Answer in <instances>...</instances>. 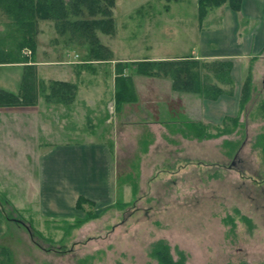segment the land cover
Segmentation results:
<instances>
[{
  "label": "rangeland",
  "instance_id": "obj_1",
  "mask_svg": "<svg viewBox=\"0 0 264 264\" xmlns=\"http://www.w3.org/2000/svg\"><path fill=\"white\" fill-rule=\"evenodd\" d=\"M112 19V33L93 29L102 48L91 55L82 32L64 28L61 33L52 21L33 20L23 29L31 36L26 39L7 27L12 17L0 9V38L5 30L0 41L6 50L12 46L20 52V60L31 59L24 77L37 101L28 114H16L32 118V129L27 121L19 129L12 120L0 119V264H158L151 257L158 241L167 244L175 261L182 256L184 264H264V150L257 142L264 132V65L238 61L230 72L235 82L228 86L207 73L230 92L225 111L231 115L217 125L213 117L206 126V134L216 137L207 139L194 131L185 139L167 128L145 135L139 126L145 111L151 109L153 119L168 116L171 122L174 104L165 93L159 110L146 109L145 97L122 76L128 102L118 105L106 74L113 59L195 50L197 0H115ZM185 59L194 60H179ZM127 68L141 75L133 65ZM22 75L19 67L4 69L0 83L10 81L7 89L19 92ZM248 75L249 100L236 114L233 102L236 96L241 99ZM141 76L172 84L159 75ZM55 83L74 85V93L58 95ZM92 142L112 151L116 204L127 205L107 211L84 205V211L99 218L68 232L66 224L84 218V212L51 214L43 208L37 161L50 148Z\"/></svg>",
  "mask_w": 264,
  "mask_h": 264
},
{
  "label": "crops",
  "instance_id": "obj_2",
  "mask_svg": "<svg viewBox=\"0 0 264 264\" xmlns=\"http://www.w3.org/2000/svg\"><path fill=\"white\" fill-rule=\"evenodd\" d=\"M7 27H10L11 30H17L15 24L12 22L7 24ZM192 29L194 35L198 33V45L189 54L142 57L135 60L113 59L109 68L110 72L106 74L108 76L107 80L112 83L111 89L113 94L117 90L126 89L121 77L129 78V83L133 84L135 92L145 97L146 106L144 107L146 109L153 108L159 110L161 103H164V100H166L164 98L165 93L167 100L172 101L174 104L172 106L174 109L176 108V112H172L171 117L173 115V119L170 120L173 121L171 122L166 120L168 116L164 117L165 119L162 117L163 120L153 119V111L151 109L150 111H145V119L139 123L145 135L152 136L150 134L152 130H164L167 128L166 131L175 130L183 138L191 139V137H188V133H194L195 128H197L198 132L195 131V134L202 137L206 134V126L212 124L213 117L217 119L214 120V125H217L222 124L226 117L231 115L225 111L227 108L225 99L230 95L223 89L226 94L220 95L213 100L208 96L191 92L174 91L172 84L169 82L167 85L164 84L163 78L132 75L131 68L123 67L124 64L136 61L192 58L199 61H228L232 64L233 68H235L238 61H249L251 64L257 61V63L262 62L264 65V0H242L238 12H234L226 5L213 9L202 23H199L197 18V26L195 28L193 26ZM1 33L3 37L0 40L5 39V30H2ZM2 42L0 41V77H2L4 69L19 67L23 71V78L25 72H29L30 68H25V66L29 64L28 62L31 59L27 57L28 60L26 58L20 60V52L18 55L12 46L6 50L4 42ZM194 42L195 40L191 43ZM195 46L194 43L193 47ZM5 57L11 58L14 61L5 63L4 60H7L4 59ZM73 65L82 64L75 63ZM257 68L259 69V67ZM231 78L233 79V76ZM233 82H235L234 79ZM9 84L10 81L7 83L4 81V85L1 82L0 89L9 93L16 92V89H7ZM219 88L222 89L220 86ZM194 102L197 103L196 106ZM233 103V111L236 113L237 108L240 106L239 96H236V100ZM130 104L132 105L133 103ZM129 106L127 104L125 107L128 109ZM141 106L143 107L142 104ZM33 109L35 107L0 108V119L3 117L1 121L6 123L12 120L14 125H17L19 129L22 126L24 127V121H27L28 128L32 129L30 127L34 123L32 118L26 117L27 119H23L16 114H19V111H26V114H28ZM193 109L197 111L194 116L195 120H190L189 117ZM155 113L158 116L160 111L156 112L155 110ZM128 114L132 115L131 112H128ZM168 122L169 124H167ZM129 124L131 125L132 123ZM191 127L194 131L191 130ZM30 129H28L29 132ZM147 131L150 132L148 133ZM152 139L155 140V137H152ZM114 163L112 151L103 143L92 142L84 145H64L57 146L53 150L51 148L48 149V152L39 156L37 161V188L43 208L51 214H64L68 211H77L76 202L79 197L93 203L95 208L99 209L108 208L111 205L119 203L116 198Z\"/></svg>",
  "mask_w": 264,
  "mask_h": 264
},
{
  "label": "trees",
  "instance_id": "obj_3",
  "mask_svg": "<svg viewBox=\"0 0 264 264\" xmlns=\"http://www.w3.org/2000/svg\"><path fill=\"white\" fill-rule=\"evenodd\" d=\"M242 0H197V18L202 23L209 12L221 6H228L234 12L240 10ZM115 7V0H0V9L12 17V23L15 24L17 31L23 33V29L27 30L30 21H52L59 32L64 33V28H68L73 33L82 32L86 46L89 48V54H97L100 50L93 29L101 30L103 33H110L114 30V21L112 19V10ZM92 20L86 19V17ZM22 30V31H21ZM24 31L26 39H29ZM112 33V32H111ZM98 58V56H97ZM86 61V60H85ZM137 69V73L141 75L157 76L169 78L172 81L174 91L191 92L202 96H208L216 99L218 96L226 94L213 82L208 74L212 73L215 79H218L223 85H232L231 78L232 64L228 61L200 62L194 60H162V61H138L129 63ZM123 67H128L124 64ZM205 70V71H204ZM206 72V74H205ZM208 73V74H207ZM124 81V80H123ZM125 83V82H124ZM30 81L25 77L18 94H13L0 89V108L14 107H31L37 104L36 93L31 86ZM58 86V95L65 97L70 92L74 93V85L68 83H55ZM251 90V76L245 79L242 95L240 99V108L249 100V92ZM51 92V90H50ZM71 93V94H72ZM230 92L228 91L227 94ZM117 104L128 102L124 97V90H117ZM238 119L233 120L236 122ZM191 130L193 128L191 127ZM195 131L198 132L197 128ZM202 137L207 139L216 136L205 134ZM258 145L264 150V132L258 137ZM88 205L93 209V203L79 197L76 202V210L84 212V218L76 219L72 224L67 225V231L70 232L78 229L84 223L92 219H98L100 214L92 211H84L83 206ZM127 204H115L111 208L122 209ZM0 250L3 248L0 247ZM151 257L158 264H184V258L180 256L175 261L169 252V247L163 241H158L152 246Z\"/></svg>",
  "mask_w": 264,
  "mask_h": 264
},
{
  "label": "flooded vegetation",
  "instance_id": "obj_4",
  "mask_svg": "<svg viewBox=\"0 0 264 264\" xmlns=\"http://www.w3.org/2000/svg\"><path fill=\"white\" fill-rule=\"evenodd\" d=\"M263 82H264V77H263ZM235 158H236V156H235ZM233 164H235V162H233ZM233 164H232V165H233Z\"/></svg>",
  "mask_w": 264,
  "mask_h": 264
}]
</instances>
